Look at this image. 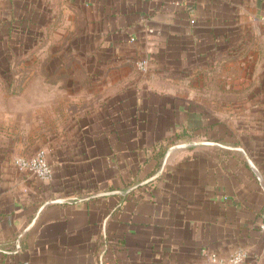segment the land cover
I'll return each mask as SVG.
<instances>
[{
  "label": "crops",
  "instance_id": "1",
  "mask_svg": "<svg viewBox=\"0 0 264 264\" xmlns=\"http://www.w3.org/2000/svg\"><path fill=\"white\" fill-rule=\"evenodd\" d=\"M1 2L74 57L0 112V264H264V0Z\"/></svg>",
  "mask_w": 264,
  "mask_h": 264
},
{
  "label": "rangeland",
  "instance_id": "2",
  "mask_svg": "<svg viewBox=\"0 0 264 264\" xmlns=\"http://www.w3.org/2000/svg\"><path fill=\"white\" fill-rule=\"evenodd\" d=\"M63 20L51 13L33 16L27 6L4 7L0 0V112L29 110L32 90L45 88L37 82L69 74L61 72L74 57L68 54L71 40Z\"/></svg>",
  "mask_w": 264,
  "mask_h": 264
},
{
  "label": "built area",
  "instance_id": "3",
  "mask_svg": "<svg viewBox=\"0 0 264 264\" xmlns=\"http://www.w3.org/2000/svg\"><path fill=\"white\" fill-rule=\"evenodd\" d=\"M135 65L139 71H145L147 68L145 59L137 60ZM13 163L19 170L30 173L37 178L48 180L52 177V167L43 150H37L29 156L16 157ZM259 230L264 242V213L261 216ZM208 264H248V253L242 249L233 252L229 256H221L211 252L208 255Z\"/></svg>",
  "mask_w": 264,
  "mask_h": 264
},
{
  "label": "trees",
  "instance_id": "4",
  "mask_svg": "<svg viewBox=\"0 0 264 264\" xmlns=\"http://www.w3.org/2000/svg\"><path fill=\"white\" fill-rule=\"evenodd\" d=\"M164 152H161V153H159V155H156L157 157H160V156H162V154H163ZM160 159V158H159Z\"/></svg>",
  "mask_w": 264,
  "mask_h": 264
}]
</instances>
